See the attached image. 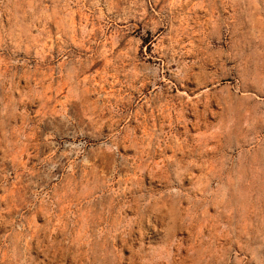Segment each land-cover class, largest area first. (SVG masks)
Returning a JSON list of instances; mask_svg holds the SVG:
<instances>
[{
	"label": "rangeland",
	"instance_id": "1",
	"mask_svg": "<svg viewBox=\"0 0 264 264\" xmlns=\"http://www.w3.org/2000/svg\"><path fill=\"white\" fill-rule=\"evenodd\" d=\"M0 264H264V0H0Z\"/></svg>",
	"mask_w": 264,
	"mask_h": 264
}]
</instances>
